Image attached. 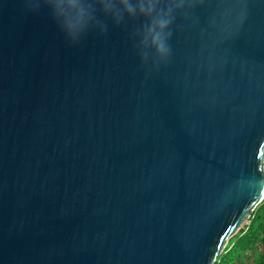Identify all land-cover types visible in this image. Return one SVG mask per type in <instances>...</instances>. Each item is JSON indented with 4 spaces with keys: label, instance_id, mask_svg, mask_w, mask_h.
Returning a JSON list of instances; mask_svg holds the SVG:
<instances>
[{
    "label": "water",
    "instance_id": "1",
    "mask_svg": "<svg viewBox=\"0 0 264 264\" xmlns=\"http://www.w3.org/2000/svg\"><path fill=\"white\" fill-rule=\"evenodd\" d=\"M70 44L0 0V264H215L264 200V0H183Z\"/></svg>",
    "mask_w": 264,
    "mask_h": 264
},
{
    "label": "clouds",
    "instance_id": "2",
    "mask_svg": "<svg viewBox=\"0 0 264 264\" xmlns=\"http://www.w3.org/2000/svg\"><path fill=\"white\" fill-rule=\"evenodd\" d=\"M23 3L29 11L50 10L73 45L81 42L90 30L100 27L98 15L110 18L117 25L125 18L139 20L135 38L141 59L147 63L151 54L159 60L169 56L173 6L181 7L183 0H23Z\"/></svg>",
    "mask_w": 264,
    "mask_h": 264
},
{
    "label": "trees",
    "instance_id": "3",
    "mask_svg": "<svg viewBox=\"0 0 264 264\" xmlns=\"http://www.w3.org/2000/svg\"><path fill=\"white\" fill-rule=\"evenodd\" d=\"M215 264H264V200L250 224L229 242Z\"/></svg>",
    "mask_w": 264,
    "mask_h": 264
},
{
    "label": "rangeland",
    "instance_id": "4",
    "mask_svg": "<svg viewBox=\"0 0 264 264\" xmlns=\"http://www.w3.org/2000/svg\"><path fill=\"white\" fill-rule=\"evenodd\" d=\"M250 224V221L247 223V225Z\"/></svg>",
    "mask_w": 264,
    "mask_h": 264
}]
</instances>
